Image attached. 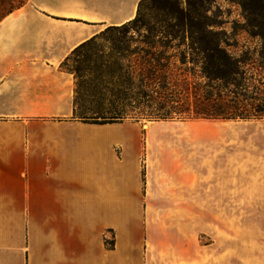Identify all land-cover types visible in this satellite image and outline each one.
<instances>
[{
	"label": "crops",
	"instance_id": "crops-1",
	"mask_svg": "<svg viewBox=\"0 0 264 264\" xmlns=\"http://www.w3.org/2000/svg\"><path fill=\"white\" fill-rule=\"evenodd\" d=\"M138 2L26 0L0 19V264H264V119L245 120L251 165L221 132L198 215L147 211L191 201L166 193L168 173L142 186L136 122L72 117L64 59Z\"/></svg>",
	"mask_w": 264,
	"mask_h": 264
},
{
	"label": "trees",
	"instance_id": "trees-1",
	"mask_svg": "<svg viewBox=\"0 0 264 264\" xmlns=\"http://www.w3.org/2000/svg\"><path fill=\"white\" fill-rule=\"evenodd\" d=\"M25 1L0 0V19ZM212 1L139 0L132 19L77 45L62 63H75L65 68L74 77L72 117L97 124L264 119L263 77L250 71V50L232 53L227 32L209 20ZM231 1L245 13L243 31L261 39L264 58V0ZM146 3L165 19L144 21Z\"/></svg>",
	"mask_w": 264,
	"mask_h": 264
},
{
	"label": "rangeland",
	"instance_id": "rangeland-1",
	"mask_svg": "<svg viewBox=\"0 0 264 264\" xmlns=\"http://www.w3.org/2000/svg\"><path fill=\"white\" fill-rule=\"evenodd\" d=\"M181 1L185 5V0ZM15 4L17 3H14V6ZM140 14L146 22L165 19L161 10H156L148 3L141 7ZM207 15L211 22L221 26L227 32L229 43L235 44V47H230L232 53L238 55L241 49L250 50V71L262 76L264 81V58L258 54L262 41L259 37H251L243 31L247 20L244 11L238 3L231 0H213ZM74 65V61L69 60L66 62L65 68L72 69ZM261 87L263 88L264 84ZM124 121L134 123L131 120ZM136 123L142 133L143 153L140 162L142 186L144 187L145 184L153 185L152 189L160 187V183L158 184L152 180V172H157L158 170V172L168 173L170 180H165L162 183V185L167 187L168 191L166 193L172 194L175 199L186 197L191 201L190 205H149L145 208L150 213H196L198 215L205 213L206 174L208 171L210 173L211 162L213 170L215 166L220 164L219 152H215V149L220 148L222 131L225 133L228 131L230 140H238V138L240 140L237 143L238 146H230V152L239 151L242 156V164H244L245 160L247 164H252V124L248 121L187 118L142 120ZM142 124L147 126L142 127ZM212 139L214 141H211ZM216 155L217 158L215 157ZM185 173L190 174V182H187V184L183 183V174ZM177 179H180V183ZM159 191L161 192V189ZM238 208L244 209L246 207H229L230 212L233 213L238 212ZM112 242V240H109L108 244L112 245Z\"/></svg>",
	"mask_w": 264,
	"mask_h": 264
}]
</instances>
